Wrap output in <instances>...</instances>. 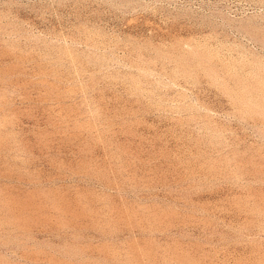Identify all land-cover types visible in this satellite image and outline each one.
Returning a JSON list of instances; mask_svg holds the SVG:
<instances>
[{
	"label": "rangeland",
	"instance_id": "obj_1",
	"mask_svg": "<svg viewBox=\"0 0 264 264\" xmlns=\"http://www.w3.org/2000/svg\"><path fill=\"white\" fill-rule=\"evenodd\" d=\"M0 264H264V0H0Z\"/></svg>",
	"mask_w": 264,
	"mask_h": 264
}]
</instances>
